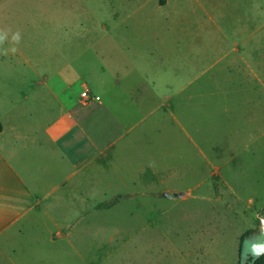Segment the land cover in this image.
<instances>
[{"label":"crops","instance_id":"1","mask_svg":"<svg viewBox=\"0 0 264 264\" xmlns=\"http://www.w3.org/2000/svg\"><path fill=\"white\" fill-rule=\"evenodd\" d=\"M94 14L101 28L93 26ZM222 30L201 0H0V264H72L83 256L76 255L66 213L94 177L88 157L95 153L103 168L115 144L89 137L92 115L104 122L100 133L120 130V158L123 149L140 147L125 141V133L147 113H161L164 128L172 118L186 131L174 101L235 50ZM103 31L130 59L129 83L120 81V91L104 95L105 102L82 91L71 103L61 85L78 77L84 85L108 80L107 71L93 76L92 41ZM46 53H52V77L38 70ZM207 83L220 84L218 74ZM199 86L197 96L204 93ZM110 100H120V108ZM42 115L49 122H36ZM77 156L83 164L72 162Z\"/></svg>","mask_w":264,"mask_h":264},{"label":"rangeland","instance_id":"2","mask_svg":"<svg viewBox=\"0 0 264 264\" xmlns=\"http://www.w3.org/2000/svg\"><path fill=\"white\" fill-rule=\"evenodd\" d=\"M201 1L235 47L211 72L220 84L209 85V74L200 82L202 95H196V84L174 101L186 131L172 118L164 128L158 122L161 113H147L134 130L125 131V141L132 138L140 147L123 149L127 155L121 158L120 130L100 133L104 122L99 113L92 115L89 137L115 144L103 168L95 153L88 157L93 162L87 171L94 177L85 194L77 193L76 209L66 213L76 255H83L72 264H240L242 240L259 230L264 217V0ZM95 14L91 22L101 28ZM93 38V76L107 71L108 80L84 85L78 77L61 85L71 103L82 91L105 102L104 95L120 91V81L129 83L130 59L115 36L103 31ZM45 56L47 64L38 70L52 77V53ZM213 86L219 88L214 94ZM109 102L112 109L120 108V100ZM43 116L34 118L49 122ZM83 161L77 156L72 162Z\"/></svg>","mask_w":264,"mask_h":264},{"label":"water","instance_id":"3","mask_svg":"<svg viewBox=\"0 0 264 264\" xmlns=\"http://www.w3.org/2000/svg\"><path fill=\"white\" fill-rule=\"evenodd\" d=\"M165 196H169L165 194ZM256 245L264 246V217L260 219V227L258 231L247 235L241 244L240 252V264H255L262 256H264V251L260 254H256L253 251V247Z\"/></svg>","mask_w":264,"mask_h":264},{"label":"trees","instance_id":"4","mask_svg":"<svg viewBox=\"0 0 264 264\" xmlns=\"http://www.w3.org/2000/svg\"><path fill=\"white\" fill-rule=\"evenodd\" d=\"M159 2H160V5H165L167 0H159ZM0 131H2V123H1V121H0ZM253 232L254 231H251L248 235L252 234ZM255 264H264V256H262Z\"/></svg>","mask_w":264,"mask_h":264},{"label":"clouds","instance_id":"5","mask_svg":"<svg viewBox=\"0 0 264 264\" xmlns=\"http://www.w3.org/2000/svg\"><path fill=\"white\" fill-rule=\"evenodd\" d=\"M253 251L256 252V254H260L261 251H264V246L256 245L253 247Z\"/></svg>","mask_w":264,"mask_h":264},{"label":"built area","instance_id":"6","mask_svg":"<svg viewBox=\"0 0 264 264\" xmlns=\"http://www.w3.org/2000/svg\"><path fill=\"white\" fill-rule=\"evenodd\" d=\"M82 97L89 98L90 96H89L88 91H83V92H82ZM96 99H97V100H100V97H96Z\"/></svg>","mask_w":264,"mask_h":264}]
</instances>
